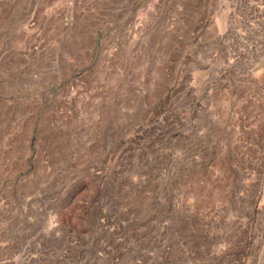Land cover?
<instances>
[{
  "label": "rangeland",
  "instance_id": "obj_1",
  "mask_svg": "<svg viewBox=\"0 0 264 264\" xmlns=\"http://www.w3.org/2000/svg\"><path fill=\"white\" fill-rule=\"evenodd\" d=\"M0 264H264V0H0Z\"/></svg>",
  "mask_w": 264,
  "mask_h": 264
}]
</instances>
